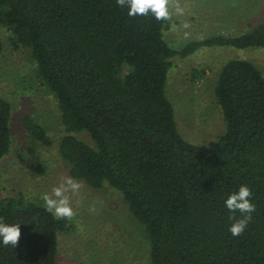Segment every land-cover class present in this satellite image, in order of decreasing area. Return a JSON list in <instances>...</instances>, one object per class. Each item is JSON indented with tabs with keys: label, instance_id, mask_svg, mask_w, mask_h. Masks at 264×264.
I'll use <instances>...</instances> for the list:
<instances>
[{
	"label": "trees",
	"instance_id": "16d2710c",
	"mask_svg": "<svg viewBox=\"0 0 264 264\" xmlns=\"http://www.w3.org/2000/svg\"><path fill=\"white\" fill-rule=\"evenodd\" d=\"M127 11L116 0H0V26L16 48L30 50L36 76L56 98L58 154L69 176L121 194L148 246L147 264H264V76L248 59L222 65L214 95L225 131L213 146L181 135L165 91L173 57L264 47V21L174 49L164 39L166 20ZM10 119L0 96V158L10 149ZM22 126L34 141L50 142L31 116ZM241 184L252 190L255 211L233 236L224 200ZM0 219L22 222L17 246L0 244V264H56L59 233L74 227L22 198L1 199Z\"/></svg>",
	"mask_w": 264,
	"mask_h": 264
},
{
	"label": "rangeland",
	"instance_id": "374dc122",
	"mask_svg": "<svg viewBox=\"0 0 264 264\" xmlns=\"http://www.w3.org/2000/svg\"><path fill=\"white\" fill-rule=\"evenodd\" d=\"M169 3L183 9L178 15L173 7L171 17L165 21L164 39L174 49L211 35L237 34L249 22L264 21V0ZM10 37V30L0 26V96L11 104L10 149L0 158V200L9 197L43 202V194L51 193L70 177L58 154L64 128L56 98L36 76L30 50L16 48ZM231 58L250 60L264 76V47H203L172 59L165 91L173 104L178 129L191 143L213 146L225 131L214 86L222 65ZM195 70L198 73L193 78ZM25 115L46 128L49 143L29 137L22 126ZM78 135L88 144L93 143L87 134ZM77 182L81 185L79 192L67 193L75 212L67 219L74 227L59 233L56 264H147L148 246L122 203L121 194L109 186L94 190Z\"/></svg>",
	"mask_w": 264,
	"mask_h": 264
},
{
	"label": "clouds",
	"instance_id": "9594fccd",
	"mask_svg": "<svg viewBox=\"0 0 264 264\" xmlns=\"http://www.w3.org/2000/svg\"><path fill=\"white\" fill-rule=\"evenodd\" d=\"M118 7L126 8L129 17L151 15L155 20H167L171 17L172 9L178 15L183 14L179 4L170 5L169 0H116ZM187 27V25H185ZM79 182L68 177L59 186L54 187L51 193H45L42 200L46 210L58 219L72 218L75 215L72 201L67 193L79 192ZM252 190L247 184H241L239 188L227 195L224 207L230 213L231 221L228 231L233 236H239L252 219L255 204L252 202ZM239 213V216L236 215ZM22 222H5L0 219V244L16 247L21 236Z\"/></svg>",
	"mask_w": 264,
	"mask_h": 264
}]
</instances>
